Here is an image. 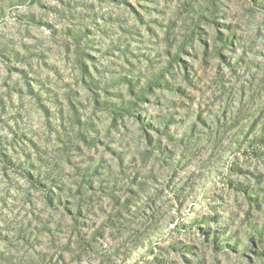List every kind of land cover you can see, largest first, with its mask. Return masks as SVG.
<instances>
[{
	"label": "rangeland",
	"instance_id": "obj_1",
	"mask_svg": "<svg viewBox=\"0 0 264 264\" xmlns=\"http://www.w3.org/2000/svg\"><path fill=\"white\" fill-rule=\"evenodd\" d=\"M0 264H264V0H0Z\"/></svg>",
	"mask_w": 264,
	"mask_h": 264
}]
</instances>
